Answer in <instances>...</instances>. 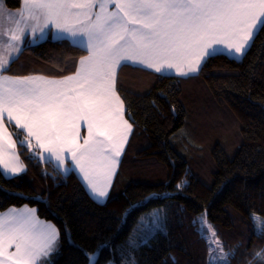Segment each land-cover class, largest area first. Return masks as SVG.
<instances>
[{
	"label": "snow or ice",
	"instance_id": "obj_1",
	"mask_svg": "<svg viewBox=\"0 0 264 264\" xmlns=\"http://www.w3.org/2000/svg\"><path fill=\"white\" fill-rule=\"evenodd\" d=\"M19 4L13 10L0 0L3 175L14 179L27 173L21 152L36 166L55 161L54 170L49 173L42 167V174L57 181L77 173L85 195L97 204L114 198V180L135 135L128 90L120 83L123 69L154 70L158 80L171 81L160 95L175 113L172 101L184 81L199 76L211 60L226 55L243 61L258 40L264 50V0H19ZM37 33L41 40L51 35L84 53L73 71L59 76L14 73L12 65ZM9 124L19 129V136ZM187 183L181 178L174 192H148L125 209L122 220L127 221L133 208L180 193ZM9 195L47 204L34 192ZM171 208H152L140 215L121 243H114L116 236H106L97 238L89 250L86 243L76 245L68 221L58 226L41 219L36 206L11 205L0 211V264H60L65 240L79 249L85 264H101L105 249L102 264H143L139 250L151 247L150 241L159 234L167 235ZM250 216L264 233V217ZM199 224L205 264H264V246L245 247L238 258L242 245H229L221 238L207 219V209L199 214ZM163 264H168L167 257Z\"/></svg>",
	"mask_w": 264,
	"mask_h": 264
},
{
	"label": "trees",
	"instance_id": "obj_2",
	"mask_svg": "<svg viewBox=\"0 0 264 264\" xmlns=\"http://www.w3.org/2000/svg\"><path fill=\"white\" fill-rule=\"evenodd\" d=\"M5 2L10 9L20 7L19 0ZM82 54L67 41L47 39L30 44L12 69L19 75L33 71L46 76L66 75ZM158 75L139 77L140 82L152 83L142 91L124 87L129 81L122 84L128 90L127 101L132 104L136 125L114 180L112 200L97 204L89 199L75 172L57 181L45 177L41 168L50 173L55 166H36L21 152L28 165L26 174L8 179L0 168V211L29 203L38 208L42 219L58 226L68 221L76 245L86 243L91 250L97 238L116 236L114 243H121L140 215L171 205L167 235L159 234L150 241L151 247L139 250L143 264H163L165 257L168 264H205L206 246L198 219L204 209L227 244L242 245L238 258L245 247L251 250L256 245L259 250L264 246V233L257 230L250 216L264 217V50L259 40L243 61L220 55L199 76L185 80L172 101L175 113L160 95L171 81L158 80ZM129 80L133 83L139 79ZM199 85L204 89L197 91ZM211 106H215V115ZM225 113L229 115L226 119ZM9 127L19 136V129ZM181 178L188 183L180 193L133 208L127 221L122 220L125 209L148 192H174ZM10 192H34L45 197L47 204L21 200ZM104 255L107 249L101 264ZM60 264L85 261L79 249L65 240Z\"/></svg>",
	"mask_w": 264,
	"mask_h": 264
},
{
	"label": "crops",
	"instance_id": "obj_3",
	"mask_svg": "<svg viewBox=\"0 0 264 264\" xmlns=\"http://www.w3.org/2000/svg\"><path fill=\"white\" fill-rule=\"evenodd\" d=\"M14 10V9H13ZM30 35V34H29ZM39 33H37V38L34 40V42L30 43V44H37L39 42H42V41H45L47 39H52L51 35H49L46 39H39ZM31 39V37H30ZM154 75L156 73H154V70H151V71H145V72H142V71H138L136 68H133V67H128V68H125L123 69L120 73H119V76H120V83L121 84H125L127 81H130L129 79H131V77H136L138 79H141L139 77H147L149 75ZM128 83V82H127ZM10 128V127H9ZM132 137V136H131ZM130 137V139H131ZM15 138V136H14ZM128 146V145H127ZM126 146V148H127ZM17 148L19 150V146L17 144ZM21 159H22V156H21ZM23 160V159H22ZM2 169V167H0ZM3 171V169H2ZM77 174V173H76ZM20 175V174H18ZM42 219V218H41Z\"/></svg>",
	"mask_w": 264,
	"mask_h": 264
},
{
	"label": "rangeland",
	"instance_id": "obj_4",
	"mask_svg": "<svg viewBox=\"0 0 264 264\" xmlns=\"http://www.w3.org/2000/svg\"><path fill=\"white\" fill-rule=\"evenodd\" d=\"M151 81V80H150ZM193 82V83H192ZM191 83L193 84V85H195V84H197V82H194V81H192ZM128 85H124V87H126V88H128V89H130V90H134V91H142V90H145V89H149L150 88V86H151V84L152 83H147V82H140V79L139 80H136L135 82H133V83H131V80L127 83ZM145 84V85H144ZM187 88V87H186ZM196 89H197V91H199V90H202V89H204L203 88V86L202 85H199V86H197L196 87ZM188 93V91H186V94ZM199 94H200V92H199ZM205 93L203 92V95H204ZM207 94H208V92H207ZM207 94H205L204 96H206ZM214 107L215 106H211L210 107V111H211V113H212V115H215V109H214ZM229 115L228 114H226L225 113V116L223 117L224 119H226V117H228ZM52 164L55 166V161H53L52 162ZM20 174H22V173H20ZM198 219H199V217H198ZM208 219V218H207ZM212 224V223H211ZM213 225V224H212ZM199 227H200V224H199ZM258 231H260L259 229H257Z\"/></svg>",
	"mask_w": 264,
	"mask_h": 264
}]
</instances>
